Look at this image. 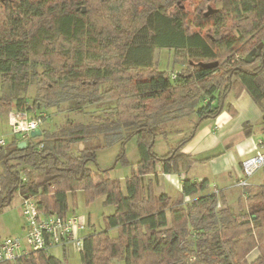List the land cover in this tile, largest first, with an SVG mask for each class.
Wrapping results in <instances>:
<instances>
[{"label": "trees", "instance_id": "1", "mask_svg": "<svg viewBox=\"0 0 264 264\" xmlns=\"http://www.w3.org/2000/svg\"><path fill=\"white\" fill-rule=\"evenodd\" d=\"M185 1L97 0L94 12L82 9L94 0H0V114L27 112L44 124L50 109L90 114L0 146V212L16 192L59 217L69 216L70 193L105 197L115 212L106 230L84 236L82 264H249L256 250L253 264H264V183L242 188L246 207L237 211L208 180L187 177L212 157L183 151L202 122L237 115L229 95H250L264 132V0H191L193 16ZM158 49L173 52L181 70L160 71ZM253 52L260 55L246 63ZM194 116L193 136L165 155L154 151L158 135ZM244 130L251 136L253 126ZM133 137L140 160L125 183L89 167L98 150ZM76 143L83 148L73 153ZM182 173L180 197L157 195L160 174ZM50 252L19 264H63Z\"/></svg>", "mask_w": 264, "mask_h": 264}, {"label": "rangeland", "instance_id": "2", "mask_svg": "<svg viewBox=\"0 0 264 264\" xmlns=\"http://www.w3.org/2000/svg\"><path fill=\"white\" fill-rule=\"evenodd\" d=\"M68 3L69 1L66 2V5H68ZM92 5L93 6L84 5L82 9L85 11L92 9V11L96 12L100 4H97V0H94V4ZM197 5L198 3L196 1L192 2L191 0H187L184 2L185 8L192 16L195 13V8ZM155 61L156 66L160 71L167 72L169 74L177 73L182 67L179 64H175L173 52L166 49L156 50ZM36 92L37 85L34 82L25 94V97L28 98L29 102H31V99L35 97ZM63 109L64 110H62L60 113H57L54 109H50L49 112H47L49 118L42 128L44 130L47 129L50 131H55L56 128L63 125L68 118L76 122H88L90 120V114L86 115L76 112L67 114L66 107H63ZM9 116V114H0V139L5 140L7 144H11L15 140H21L23 137V135L17 132L10 124ZM194 122H198V119L195 116L189 119H183L173 127H169L168 137L163 135L157 136L155 140L154 151L159 155H165L176 148L183 139L193 136ZM259 125L260 123L253 125V127L257 128ZM180 130L183 132V135L178 134L181 132ZM189 145L192 146V144L189 143L186 144L184 148H186V146L187 148L190 147ZM82 148V143H76L72 146V152L77 153ZM220 152L221 151L205 153L204 155H200L198 158L207 159L212 156H218ZM139 160L140 154L138 150V139L137 137H133L128 140L125 145L118 142L108 148L98 150L96 163L90 164L89 167L94 170L107 171L111 178L119 179L122 181V183H125L127 178L132 176L135 170V165L137 162H139ZM1 170L2 169L0 167V172ZM262 170L264 171V169L259 170L257 175H259ZM209 171L210 166L207 165L206 162L199 163L190 169L189 177L192 179H199L201 176H203V174L209 173ZM247 179L250 180L252 177ZM162 185L165 188V192L174 199H177L181 196V191L177 185H172L165 180H162ZM213 185L211 186L212 188ZM159 186L160 181L157 177V183L155 187L157 195L163 193ZM240 202L244 203L245 205V201L241 200ZM22 204L23 198L19 192H16L11 205L0 212V241L9 237L20 238L23 241L25 240V218L22 215ZM236 210H239V204ZM114 212V206L105 205V197H100L93 201H89L87 194L84 191H77L75 194H69L67 214L84 216L88 223L86 229L81 231L80 235L82 236H87L95 232L99 233L106 230V219L108 216L113 215ZM110 235L112 237H118V229L110 230ZM50 254L61 260L63 264H82L80 252H77L72 247H69L66 250L55 248L51 250ZM257 255L259 256L258 250L254 251L248 256L247 259L249 264H253L255 262V260L258 258H256Z\"/></svg>", "mask_w": 264, "mask_h": 264}, {"label": "crops", "instance_id": "3", "mask_svg": "<svg viewBox=\"0 0 264 264\" xmlns=\"http://www.w3.org/2000/svg\"><path fill=\"white\" fill-rule=\"evenodd\" d=\"M227 103L235 107L237 115L232 116L224 111L215 120L202 122L195 136L187 143H191L192 146L189 145L188 148L186 146L183 151L196 157L205 153L221 151L218 156H212V159L205 161L210 166L209 173L193 180L198 182L208 180L211 192H213L211 186L217 185L219 191L225 195L228 205L237 208L240 201L245 199L243 189L236 186L238 181L244 177L242 165L246 160L256 156V146L259 141H263L264 148V132L261 125L262 111L247 92L242 93L239 98L229 95ZM246 123H250L252 126L258 123L260 125L257 128L253 127L251 136H248L244 130ZM178 134L183 135V132ZM190 169L187 174L188 178H190ZM257 174L258 172L252 176V179H247L249 185L264 183V171L262 170L259 175ZM185 177V173L160 174L158 176L159 187L163 193H166L162 185V180H165L172 185H177L181 191L182 181Z\"/></svg>", "mask_w": 264, "mask_h": 264}, {"label": "built area", "instance_id": "4", "mask_svg": "<svg viewBox=\"0 0 264 264\" xmlns=\"http://www.w3.org/2000/svg\"><path fill=\"white\" fill-rule=\"evenodd\" d=\"M9 121L13 128L23 135V139L44 126L42 116L31 117L27 112L21 111L12 112ZM5 144L6 141L0 139V146ZM256 147V156L246 160L242 165L244 177L236 184L241 189L249 185L247 178L264 168L263 141H259ZM213 192L219 193L216 185H213ZM22 215L25 218V240L14 237L1 240L0 264H19L22 257L33 251L72 247L77 252H81L83 249L84 236L80 234L88 224L84 216L76 214L67 217L46 216L39 211L36 202L32 199H23Z\"/></svg>", "mask_w": 264, "mask_h": 264}, {"label": "water", "instance_id": "5", "mask_svg": "<svg viewBox=\"0 0 264 264\" xmlns=\"http://www.w3.org/2000/svg\"><path fill=\"white\" fill-rule=\"evenodd\" d=\"M83 12H85V11H83ZM211 12H209L208 13V15L210 14ZM260 55V53H258V52H253V53H251V54H249L247 57H246V59H245V61H246V63H252L254 60H255V57H258ZM218 64L217 63H215V64H210V65H204V67H207V68H212V67H216ZM41 134V129H37V130H35V131H33L32 133H31V135L33 136V137H36V136H38V135H40ZM27 146V143L26 142H22L21 144H20V147L21 148H25Z\"/></svg>", "mask_w": 264, "mask_h": 264}]
</instances>
